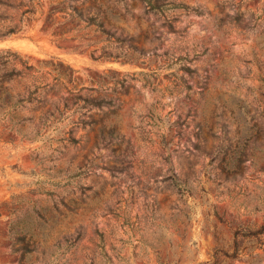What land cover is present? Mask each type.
<instances>
[{"label": "rangeland", "instance_id": "1", "mask_svg": "<svg viewBox=\"0 0 264 264\" xmlns=\"http://www.w3.org/2000/svg\"><path fill=\"white\" fill-rule=\"evenodd\" d=\"M57 1L108 33L75 18L84 37L55 42L38 14L0 40L28 99L0 117V264L35 209V264H264L238 235L264 225V0Z\"/></svg>", "mask_w": 264, "mask_h": 264}, {"label": "trees", "instance_id": "2", "mask_svg": "<svg viewBox=\"0 0 264 264\" xmlns=\"http://www.w3.org/2000/svg\"><path fill=\"white\" fill-rule=\"evenodd\" d=\"M35 0H0V40L11 37L13 35H23L28 30L34 27V22L38 19L35 18L38 14L41 16L43 25L41 30L46 31L52 37V40L59 42L67 39H77L83 38V35L74 34V31L79 30L77 26L73 27L72 24L75 21V18L80 19L86 23L85 27H94L102 33H108L104 27V19L100 17V12L93 13L91 10L88 11L86 15L83 14V11L75 5L66 6L64 1H57L52 3L50 10L45 14L43 10V3L38 1L34 3ZM147 3L151 6L152 10L157 8V3L153 0H146ZM171 5V8H180L186 12H197L199 13V8L190 6L183 2H168ZM70 8V12L67 9ZM19 14L15 12H19ZM91 56L94 59H99L100 56H96V50L92 49ZM9 60L4 61L0 59V117L3 116L4 119H7L11 116L12 113L16 112L17 108L21 106L24 101L28 99L14 95L7 83L12 79L16 78L19 73L15 72L14 67H10L8 64ZM88 102H91L94 105L101 106L104 99L90 98L85 99ZM9 204L14 205L15 201L9 203H4V206L7 209H10ZM35 212V213H34ZM33 214H28L22 219L10 223V235L13 236V241L15 243L21 244L19 247H15L16 252H21V256L18 259L19 264H35L36 260L33 259V253H38L36 258H39V255L42 258L47 259V254L49 253L47 245L42 241V234L44 233V223L40 221L44 220L42 214L35 209ZM16 213L15 209L10 211V214L13 215ZM0 211V216H1ZM37 214V222H34L32 216ZM246 232H238V235L245 238H256L262 244H264V225L254 228L247 229ZM105 238L103 234L100 235V247L102 251L104 250ZM236 249L239 248L240 242L236 240ZM106 255V254H105ZM207 264H215L208 262Z\"/></svg>", "mask_w": 264, "mask_h": 264}]
</instances>
